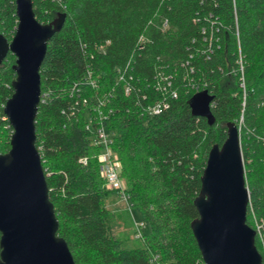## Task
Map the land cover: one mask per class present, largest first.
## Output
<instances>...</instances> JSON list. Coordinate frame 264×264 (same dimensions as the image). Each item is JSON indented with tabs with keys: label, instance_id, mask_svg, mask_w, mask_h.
<instances>
[{
	"label": "trees",
	"instance_id": "16d2710c",
	"mask_svg": "<svg viewBox=\"0 0 264 264\" xmlns=\"http://www.w3.org/2000/svg\"><path fill=\"white\" fill-rule=\"evenodd\" d=\"M33 3L42 23L65 14L40 69L36 145L58 235L76 264H205L191 228L199 216L194 201L210 149L224 142L230 122L241 129L247 222L254 228L255 218H264V0ZM17 26L16 0H0V32L11 41ZM15 62L9 52L0 64V153L10 149L13 132L4 107ZM205 90L214 95L211 120L191 107ZM159 100L169 107L149 114ZM99 101L129 202L150 227L141 247L125 245L112 230L107 199L120 194L106 185L93 142ZM256 246L264 264L258 235Z\"/></svg>",
	"mask_w": 264,
	"mask_h": 264
},
{
	"label": "water",
	"instance_id": "95a60500",
	"mask_svg": "<svg viewBox=\"0 0 264 264\" xmlns=\"http://www.w3.org/2000/svg\"><path fill=\"white\" fill-rule=\"evenodd\" d=\"M16 7L13 39L0 32V64L9 52L16 56L14 92L4 107L13 132L10 149L0 153V264H76L67 241L58 235L59 220L36 145L40 69L65 14L42 23L33 0H16ZM213 100L207 90L197 93L193 112L211 120ZM249 202L241 130L230 122L224 142L210 149L194 201L199 216L191 228L205 264H263L256 230L247 222Z\"/></svg>",
	"mask_w": 264,
	"mask_h": 264
},
{
	"label": "built area",
	"instance_id": "2783aa9c",
	"mask_svg": "<svg viewBox=\"0 0 264 264\" xmlns=\"http://www.w3.org/2000/svg\"><path fill=\"white\" fill-rule=\"evenodd\" d=\"M90 79H91V85L93 87H98V82L92 76L91 72H90ZM127 91H129L128 87H127ZM173 96L176 97L177 94L174 92ZM96 102H98V100ZM101 105H104L103 101H99L98 105L96 104V106L94 107V112L98 113V115H95L93 117V119L96 120L97 122L93 134V142L94 144L101 147V152L99 154L101 172L105 178L106 185L109 188L117 189L119 191L120 196L124 200H126L128 204H130V208H131V206L133 205L129 202L130 196L125 190L126 185L122 178V164L120 161V157L118 153H116L115 150L113 149L112 133L110 132L108 127L104 124L105 120H107L108 117L102 111L99 110ZM169 105H170L169 101L159 100L154 104L147 106L146 111L149 114H159L163 110L167 109ZM89 126L90 125H88V127ZM82 161L86 163L87 158H83ZM141 225H144L143 221ZM254 226H255L254 229L256 230L259 239L262 242H264V218L260 221H258V219L255 218ZM138 236H143V235H138ZM157 264H163V263L157 262Z\"/></svg>",
	"mask_w": 264,
	"mask_h": 264
},
{
	"label": "rangeland",
	"instance_id": "374dc122",
	"mask_svg": "<svg viewBox=\"0 0 264 264\" xmlns=\"http://www.w3.org/2000/svg\"><path fill=\"white\" fill-rule=\"evenodd\" d=\"M107 207L112 213L114 235L129 247L143 246V238L138 235L149 232L150 227L146 221H143L142 210L138 206H131L130 208V204L117 194L108 197ZM142 221L144 225H141Z\"/></svg>",
	"mask_w": 264,
	"mask_h": 264
}]
</instances>
